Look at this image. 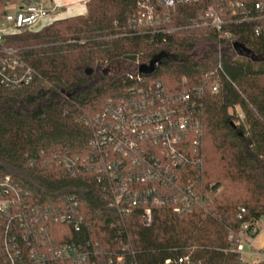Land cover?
<instances>
[{
  "label": "trees",
  "instance_id": "obj_1",
  "mask_svg": "<svg viewBox=\"0 0 264 264\" xmlns=\"http://www.w3.org/2000/svg\"><path fill=\"white\" fill-rule=\"evenodd\" d=\"M22 1L0 0V20ZM223 1L228 35L200 18L220 0H176L174 7L162 0H88L85 14L24 28L0 42V58L3 47L12 48L37 72L30 87H0V176H11L39 206L76 198L84 226H57L65 233L57 232L59 241L97 243L99 257L112 264L119 255L124 264H177L183 256L190 264H264L244 262L234 250L242 224L264 217V36L253 20L259 16L254 3L264 0H244L245 14ZM148 8L169 22L139 27ZM151 63L153 72L142 73L145 83L177 93L203 89L199 161L187 166L202 200L179 213L171 205L151 206L152 222L145 225L150 205L123 219L96 177L67 175L64 160L91 155L89 120L109 101L125 99L140 83L130 74ZM128 241L132 249L124 251Z\"/></svg>",
  "mask_w": 264,
  "mask_h": 264
},
{
  "label": "built area",
  "instance_id": "obj_2",
  "mask_svg": "<svg viewBox=\"0 0 264 264\" xmlns=\"http://www.w3.org/2000/svg\"><path fill=\"white\" fill-rule=\"evenodd\" d=\"M220 1L202 12L200 18L204 25L222 32L229 20L224 1ZM175 3L176 0H162L166 7H174ZM228 6L244 9L246 13L244 0H228ZM254 9L259 16L253 20L260 22L256 34L264 36V3L255 2ZM49 15L43 5L22 1L0 20V42L7 34L31 28ZM168 22L169 16H161L148 8L140 14L137 25L154 27ZM172 30L161 28L159 31ZM223 32L228 35L227 31ZM2 51L0 87L19 89L33 85L36 70L14 49L3 47ZM129 78L140 83L130 86L125 99L109 101L103 112L89 120L93 128L91 155L66 158L64 168L71 177L84 171L92 173L102 186L104 200L117 209L123 219L141 205H150L142 214L145 225H150L151 206L171 205L179 213L202 200L194 190L195 182L188 174L187 166L199 161L204 134L203 104L199 101L203 89L194 85L180 93L170 92L161 82L145 83L139 70ZM213 88L216 90L217 85ZM240 117L243 116L240 114ZM60 225L75 231L84 226V216L74 196H68L56 208L39 206L11 176H0V264L26 261L31 264L113 263L111 257H99L97 243L93 247L90 242L81 245L59 241L57 232L65 235L63 229H56ZM259 230L258 222L242 224L234 244L242 261L246 255L245 243L251 248L247 255L264 259V251L256 250L250 242ZM243 235L246 241L242 240ZM122 248L124 251L132 249L131 242ZM124 262L125 256L119 255L116 263ZM177 264H190L189 257H180Z\"/></svg>",
  "mask_w": 264,
  "mask_h": 264
},
{
  "label": "crops",
  "instance_id": "obj_3",
  "mask_svg": "<svg viewBox=\"0 0 264 264\" xmlns=\"http://www.w3.org/2000/svg\"><path fill=\"white\" fill-rule=\"evenodd\" d=\"M25 1L43 5L49 10L51 16H53L55 19H58V18H65L80 14H85L86 12L84 13L83 10H85L86 8L87 11L86 2L88 0H25ZM19 5L20 3L14 5L12 9L15 10L17 7H19ZM63 13L69 16H61L63 15ZM257 237L255 239H257Z\"/></svg>",
  "mask_w": 264,
  "mask_h": 264
},
{
  "label": "rangeland",
  "instance_id": "obj_4",
  "mask_svg": "<svg viewBox=\"0 0 264 264\" xmlns=\"http://www.w3.org/2000/svg\"><path fill=\"white\" fill-rule=\"evenodd\" d=\"M22 3V2H21ZM19 4V3H18ZM17 5V4H16ZM14 6V5H13ZM13 6H10L9 7V10H13L12 9V7ZM83 12L85 13L86 12V8H85V10H83ZM61 16H69V15H65V13H63V15H61ZM53 20H55V18L53 17V16H51V15H49V16H47V17H45V18H43V19H40V20H38L35 24H34V26H33V28L34 29H36V30H38V29H40V28H42L43 26H45V25H47V24H49V23H51ZM258 224H259V228H260V230H259V232H258V234H257V239H255V238H252L251 240H250V242L252 243V245H253V247L256 249V250H264V217H262L261 219H260V221H258ZM260 234V235H259ZM242 240L243 241H246V237L243 235L242 236ZM244 252H245V256H244V262H248V263H254V262H256V261H258V260H260L261 258L260 257H258V256H256V255H247V253H249V252H251V248H250V245L249 244H247V243H245L244 244Z\"/></svg>",
  "mask_w": 264,
  "mask_h": 264
},
{
  "label": "water",
  "instance_id": "obj_5",
  "mask_svg": "<svg viewBox=\"0 0 264 264\" xmlns=\"http://www.w3.org/2000/svg\"><path fill=\"white\" fill-rule=\"evenodd\" d=\"M235 45L237 46L238 44L236 43ZM153 68H154V63H151L148 66L141 65V66H139V72L140 73H148V74H150V73L153 72Z\"/></svg>",
  "mask_w": 264,
  "mask_h": 264
}]
</instances>
